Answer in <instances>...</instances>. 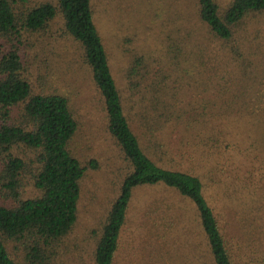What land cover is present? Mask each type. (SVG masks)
Masks as SVG:
<instances>
[{
    "label": "trees",
    "instance_id": "1",
    "mask_svg": "<svg viewBox=\"0 0 264 264\" xmlns=\"http://www.w3.org/2000/svg\"><path fill=\"white\" fill-rule=\"evenodd\" d=\"M195 3L198 23L206 32L204 39L211 36L221 42L233 62L253 66L259 61L264 72V28L249 25L264 12V0H232L226 7L218 0ZM186 34L182 40L192 35ZM61 39H73L82 48L84 62L104 100L108 129L127 161L119 194L89 249L90 264H116L134 192L147 185L173 189L192 202L213 264H257L253 250L249 253L226 230L210 195L214 173L224 174L229 164L223 152L236 148L235 140L228 137L224 114L253 117L248 100L236 106V90L231 103H225L230 88L226 75L215 79L205 67L202 52L193 51L196 82L205 92L215 94L214 98L204 97L202 111L194 119L200 123L195 138L207 142L206 159L200 163L204 175L175 166L162 135H169L173 125L193 127L186 124V118L173 120V111L152 113L172 105L158 94L160 90L138 87L132 80L128 94L123 93L96 22L93 0H0V264H87L71 235L79 218L83 180L99 164L95 159L83 163L74 155L71 143L79 122L70 98L48 80L47 69L53 65ZM182 44L184 53L189 48L186 41ZM31 48L43 63L34 73L30 71ZM142 66L149 69L144 56L136 57L128 76L137 74ZM166 73L159 76L160 83L168 81ZM242 90L249 91L250 84H244ZM139 107L143 108L140 114ZM215 154L224 156L215 158ZM208 161L212 164L206 167ZM237 173H233L234 179ZM225 178L217 180L218 186L227 183Z\"/></svg>",
    "mask_w": 264,
    "mask_h": 264
},
{
    "label": "rangeland",
    "instance_id": "2",
    "mask_svg": "<svg viewBox=\"0 0 264 264\" xmlns=\"http://www.w3.org/2000/svg\"><path fill=\"white\" fill-rule=\"evenodd\" d=\"M231 1L218 0L221 7ZM93 6L123 93L128 94L132 80L136 85L139 83L138 87L142 84L144 89L160 90L158 94L172 105L152 113L166 109L174 112L172 118L176 122L186 118V124L191 123L193 128L173 125L169 135H162L163 142L166 140L170 147L175 166L191 168L200 176L204 175L200 163L205 162L203 151L207 142L205 145L195 138L194 132L198 131L200 123L194 119L195 115L199 116L198 111H202L199 107L204 97L214 98L215 94L205 92L196 82L193 51L202 52L205 67H209L207 71L215 79L226 75L230 88L225 93V103H231L236 90L239 92L236 106L248 100L253 117L247 113L238 118L224 114L227 117L225 126L230 132L228 137L235 140L236 148L223 152L229 160L226 172L214 173L216 180L209 186L211 199L226 230L236 238L235 242L247 246L249 253L253 250L257 264H264V115H258L264 114V72L259 61L253 66L239 60L234 63L221 42L211 36L204 39L202 34L206 32L198 23L195 0H93ZM57 24L60 25V21ZM260 24L264 28V12L249 21L252 27ZM186 33L192 35L182 40ZM183 41L189 48L184 53ZM30 53V71L34 73L37 71L33 69L43 63L33 56L32 48ZM138 56H144L149 69L142 66L137 74L129 77L128 72ZM52 62V67L47 69L48 80L70 98L79 122L71 143L72 151L83 163L95 159L99 164L97 169H89L83 180L79 218L71 235L73 241L78 242L79 252L85 254L86 263L90 264L92 251L89 249L119 194L127 161L108 129L104 100L78 42L61 39ZM160 68L169 74L165 87V81L160 83L159 78L164 71L157 72ZM154 82L156 85L152 86ZM244 84H250L246 93L242 90ZM130 96L135 99L132 93ZM142 110L137 108L139 114ZM223 156L215 154L214 157L222 159ZM211 164L212 161H208L205 166ZM235 172H238L236 179L233 178ZM223 178L227 183L219 188L217 180ZM116 264H213L192 202L162 185L137 188L122 232Z\"/></svg>",
    "mask_w": 264,
    "mask_h": 264
}]
</instances>
